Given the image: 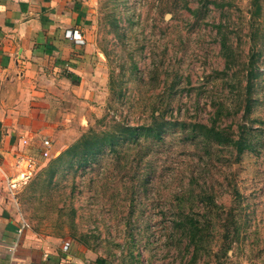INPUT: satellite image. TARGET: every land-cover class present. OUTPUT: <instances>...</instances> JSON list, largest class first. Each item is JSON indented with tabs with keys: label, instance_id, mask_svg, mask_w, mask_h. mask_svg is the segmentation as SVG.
Masks as SVG:
<instances>
[{
	"label": "rangeland",
	"instance_id": "374dc122",
	"mask_svg": "<svg viewBox=\"0 0 264 264\" xmlns=\"http://www.w3.org/2000/svg\"><path fill=\"white\" fill-rule=\"evenodd\" d=\"M252 2L90 0L81 81L57 79L52 156L36 151L42 167L17 194L33 231L105 264H264V0L256 17ZM153 107L179 125L157 148L156 169L139 168L154 173L148 182L130 180L136 168L121 171L109 145L87 162H59L53 177L45 170L90 127L144 123ZM217 110L247 144L240 153L212 144L199 182L215 177L220 217L197 250L177 197L199 145L186 144L183 123H209Z\"/></svg>",
	"mask_w": 264,
	"mask_h": 264
},
{
	"label": "crops",
	"instance_id": "0c3cea01",
	"mask_svg": "<svg viewBox=\"0 0 264 264\" xmlns=\"http://www.w3.org/2000/svg\"><path fill=\"white\" fill-rule=\"evenodd\" d=\"M90 0H0V264H101L82 244L30 228L9 187L15 159L30 139L31 151L51 135L57 79L82 76L89 50ZM84 39L81 43L75 38ZM79 83V82H73ZM38 155V154H37Z\"/></svg>",
	"mask_w": 264,
	"mask_h": 264
},
{
	"label": "trees",
	"instance_id": "16d2710c",
	"mask_svg": "<svg viewBox=\"0 0 264 264\" xmlns=\"http://www.w3.org/2000/svg\"><path fill=\"white\" fill-rule=\"evenodd\" d=\"M252 4L254 7L252 16H259L261 12L260 0H253ZM66 76L71 77L74 82H80V77L75 73L68 72ZM246 100V108L250 110V105L248 104L249 98L247 97ZM157 112L156 108L153 107L150 120L136 125L112 120L116 124L113 127L111 124L106 125L102 130L90 127L86 135L62 151L45 170L53 177L56 174L55 165L59 162L64 163L66 161L70 166H73L76 161L81 163L87 162L92 157H96L99 153L103 152L105 145H109L113 147L111 153L116 155L121 171L133 172L134 168H136L135 173L130 176V180H132L131 177H134L138 181L146 180L148 182L155 177L154 173L150 171L149 174L146 172L145 175L140 173L139 168H145L146 165H149L148 168L156 169L154 164L156 159L159 158V156H156L158 152L157 148L165 142L166 135L176 132L177 125H179V120L167 118L165 113ZM222 112V110L220 112L218 110L215 111L209 123L202 121H189L188 125L183 123V127L186 130L184 136L186 144L201 145V147L199 145H197L198 147L196 146L195 163L191 164L193 168H191V165L188 168L189 181L177 193V197H180L181 201L179 208L182 216L185 215L187 217L185 225H187L189 232L193 231L191 242L197 250L205 248L203 242L205 239L203 233L205 227L213 228L216 219L220 217L219 208L215 202L216 193L212 191L214 183L211 182H215V177L210 176L208 179L209 183H204L206 185H200L199 182L203 171L206 168L207 170L210 169L208 164L211 162L212 156H214L212 147L215 146L212 144L216 143V145L223 144L224 146L234 147L239 153L243 152L247 144L246 137L244 136L246 130L244 128L240 130L241 135L238 134L237 136V132L233 129L230 130V128L223 127L221 121L224 113ZM203 143L206 145H203ZM124 145H128L129 149H122ZM226 161L230 163L231 159L227 158ZM124 177H128L127 172L122 175V178ZM180 218L182 217L180 216ZM97 261L101 264L106 263V260L102 257H98Z\"/></svg>",
	"mask_w": 264,
	"mask_h": 264
},
{
	"label": "built area",
	"instance_id": "2783aa9c",
	"mask_svg": "<svg viewBox=\"0 0 264 264\" xmlns=\"http://www.w3.org/2000/svg\"><path fill=\"white\" fill-rule=\"evenodd\" d=\"M77 41L83 43L84 39L80 37L75 38ZM23 145L25 147L24 150L18 151L16 153L15 159V169L16 174L10 178L9 187L13 191H17L26 186L37 174V172L41 169L42 161L39 156L31 151V143L30 139L24 138ZM52 148V140L45 138L41 141L40 146V155L42 158H49L52 156L51 149ZM70 242L67 241L65 243V248H68Z\"/></svg>",
	"mask_w": 264,
	"mask_h": 264
}]
</instances>
